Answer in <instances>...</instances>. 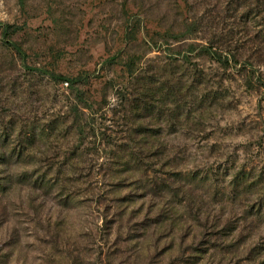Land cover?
I'll return each instance as SVG.
<instances>
[{"label": "rangeland", "instance_id": "rangeland-1", "mask_svg": "<svg viewBox=\"0 0 264 264\" xmlns=\"http://www.w3.org/2000/svg\"><path fill=\"white\" fill-rule=\"evenodd\" d=\"M0 264H264V0H0Z\"/></svg>", "mask_w": 264, "mask_h": 264}, {"label": "trees", "instance_id": "trees-1", "mask_svg": "<svg viewBox=\"0 0 264 264\" xmlns=\"http://www.w3.org/2000/svg\"><path fill=\"white\" fill-rule=\"evenodd\" d=\"M8 28H11L9 25L7 26V28H6V30L4 31V36L6 37L7 36V34H8Z\"/></svg>", "mask_w": 264, "mask_h": 264}]
</instances>
